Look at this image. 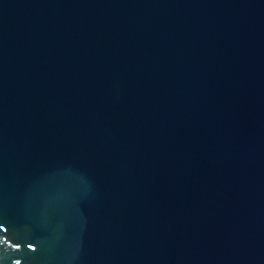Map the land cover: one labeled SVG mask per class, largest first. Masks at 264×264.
Listing matches in <instances>:
<instances>
[{
    "label": "water",
    "instance_id": "obj_1",
    "mask_svg": "<svg viewBox=\"0 0 264 264\" xmlns=\"http://www.w3.org/2000/svg\"><path fill=\"white\" fill-rule=\"evenodd\" d=\"M0 264H264V0H0Z\"/></svg>",
    "mask_w": 264,
    "mask_h": 264
},
{
    "label": "snow or ice",
    "instance_id": "obj_2",
    "mask_svg": "<svg viewBox=\"0 0 264 264\" xmlns=\"http://www.w3.org/2000/svg\"><path fill=\"white\" fill-rule=\"evenodd\" d=\"M28 247H30V248H35V245H33V244H29Z\"/></svg>",
    "mask_w": 264,
    "mask_h": 264
}]
</instances>
